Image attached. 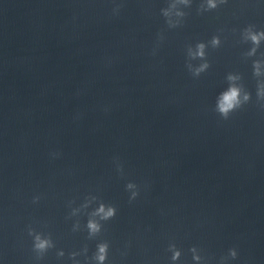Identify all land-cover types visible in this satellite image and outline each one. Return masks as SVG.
I'll return each mask as SVG.
<instances>
[{
    "label": "clouds",
    "instance_id": "clouds-1",
    "mask_svg": "<svg viewBox=\"0 0 264 264\" xmlns=\"http://www.w3.org/2000/svg\"><path fill=\"white\" fill-rule=\"evenodd\" d=\"M227 0H204V3L200 5L199 11H211L216 9L220 4L226 3ZM190 0H170L168 7L161 9L162 15L166 18V23L170 28H175L180 24V18H183L186 13L178 8V5L190 6ZM121 5L117 4L113 8V13L118 14ZM176 17L177 19H173ZM242 41L251 44V48L245 53L246 57H253L256 55L258 48L261 45V41H264V30H256L254 25H249L242 31ZM212 48H218L221 44L219 36H213L209 42ZM207 45L204 42H199L195 46V50L191 47L187 49V56L189 63H187V68L193 75V77H199L201 73H204L209 67V63L206 58ZM201 60L202 63L199 66L194 67L190 61ZM264 65V60H254L252 63L253 76L258 78L256 83V99L260 103V107L264 108V71L261 70V66ZM227 88L221 91L215 101L214 111L219 114V116L228 120L230 116L242 109L246 104H248L251 99V93L247 91L241 83L242 76L240 74L229 73L226 76ZM58 153H52L53 157L58 156ZM117 171L123 175V165L119 163L118 158H115ZM126 191L130 192L129 202L134 201L139 195V187L134 182H128L125 185ZM39 196L33 198V202H38ZM92 201H97L98 206L95 207L91 212L88 213V219L86 222V229L88 232V238H96L102 231V222L109 221L113 219L117 214V208L111 204H105L103 201H98L96 196H90L86 198L85 203L82 205L84 208H88ZM76 209L72 210V215H75ZM79 224L74 225L73 230H77ZM28 234L33 237V251L37 254V259L43 258L44 254L53 247H55L51 235H44L43 233L36 232L34 229L29 227ZM109 244L107 241H101L96 245V251L92 255L91 260L95 261V264H105L108 259ZM88 251L87 246L83 249L86 254ZM168 251L171 252V261L175 264L181 257V251L177 248L175 243H170L168 246ZM192 253V260L195 264H201L204 258L199 254L197 247H192L190 249ZM80 253L73 252L71 257L74 259ZM59 257L64 256V252L61 250L57 253ZM237 250L231 248L228 250L226 256L220 258L219 264H228V261L235 260L237 258ZM76 264H79L77 261Z\"/></svg>",
    "mask_w": 264,
    "mask_h": 264
}]
</instances>
